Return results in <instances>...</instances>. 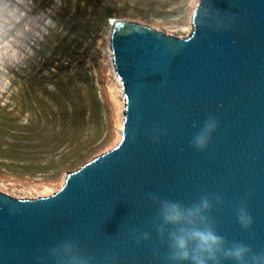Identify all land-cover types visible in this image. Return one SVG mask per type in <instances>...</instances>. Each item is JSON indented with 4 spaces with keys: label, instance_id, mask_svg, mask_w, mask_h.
I'll list each match as a JSON object with an SVG mask.
<instances>
[{
    "label": "water",
    "instance_id": "water-1",
    "mask_svg": "<svg viewBox=\"0 0 264 264\" xmlns=\"http://www.w3.org/2000/svg\"><path fill=\"white\" fill-rule=\"evenodd\" d=\"M191 22L187 38L115 23L121 139L52 196L0 191V264H167L150 194L186 205L220 196L218 232L264 253V0H199ZM209 116L219 124L200 152L192 140Z\"/></svg>",
    "mask_w": 264,
    "mask_h": 264
},
{
    "label": "rangeland",
    "instance_id": "rangeland-1",
    "mask_svg": "<svg viewBox=\"0 0 264 264\" xmlns=\"http://www.w3.org/2000/svg\"><path fill=\"white\" fill-rule=\"evenodd\" d=\"M197 1L0 0V191L52 196L115 147L125 98L113 19L187 38Z\"/></svg>",
    "mask_w": 264,
    "mask_h": 264
},
{
    "label": "clouds",
    "instance_id": "clouds-1",
    "mask_svg": "<svg viewBox=\"0 0 264 264\" xmlns=\"http://www.w3.org/2000/svg\"><path fill=\"white\" fill-rule=\"evenodd\" d=\"M215 116H209L203 127L192 140V146L200 152L205 151L213 133L218 128ZM150 201L157 205L156 234L166 240L168 246L167 264H222L223 260L234 261L235 264H264V253H254L249 245L231 243L222 236L211 212L214 203L222 204L220 196L201 195L191 204L162 198L150 194ZM236 218L242 228L248 229L253 221L246 206L236 210ZM144 240L149 239L143 233ZM140 237L137 238V243Z\"/></svg>",
    "mask_w": 264,
    "mask_h": 264
},
{
    "label": "bare ground",
    "instance_id": "bare-ground-1",
    "mask_svg": "<svg viewBox=\"0 0 264 264\" xmlns=\"http://www.w3.org/2000/svg\"><path fill=\"white\" fill-rule=\"evenodd\" d=\"M199 1V0H198ZM197 1V2H198ZM196 6H197V4H196ZM117 22V20H115V19H113V26L115 25V23ZM115 72V71H114ZM115 76H116V78L118 79V83H119V86H120V88H121V93H122V85H121V82H120V80H119V78H118V76H117V74H116V72H115ZM123 94V93H122ZM121 125H122V127H123V121H122V123H121ZM121 127V128H122Z\"/></svg>",
    "mask_w": 264,
    "mask_h": 264
},
{
    "label": "trees",
    "instance_id": "trees-1",
    "mask_svg": "<svg viewBox=\"0 0 264 264\" xmlns=\"http://www.w3.org/2000/svg\"><path fill=\"white\" fill-rule=\"evenodd\" d=\"M110 16H111V14H110ZM73 109H75V111H76V107H75V105L73 106Z\"/></svg>",
    "mask_w": 264,
    "mask_h": 264
}]
</instances>
